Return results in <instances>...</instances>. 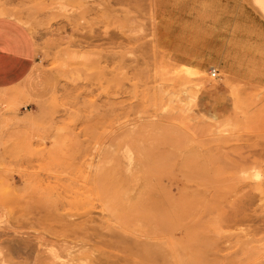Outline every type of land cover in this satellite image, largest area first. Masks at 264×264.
Instances as JSON below:
<instances>
[{"label": "rangeland", "instance_id": "1", "mask_svg": "<svg viewBox=\"0 0 264 264\" xmlns=\"http://www.w3.org/2000/svg\"><path fill=\"white\" fill-rule=\"evenodd\" d=\"M4 7L41 90L0 121V264H264L254 0Z\"/></svg>", "mask_w": 264, "mask_h": 264}, {"label": "crops", "instance_id": "2", "mask_svg": "<svg viewBox=\"0 0 264 264\" xmlns=\"http://www.w3.org/2000/svg\"><path fill=\"white\" fill-rule=\"evenodd\" d=\"M37 50L34 39L18 21L0 17V121L8 102L15 100L19 112L39 96L36 73Z\"/></svg>", "mask_w": 264, "mask_h": 264}, {"label": "bare ground", "instance_id": "3", "mask_svg": "<svg viewBox=\"0 0 264 264\" xmlns=\"http://www.w3.org/2000/svg\"><path fill=\"white\" fill-rule=\"evenodd\" d=\"M254 2L258 6V8H260V10L264 13V0H254ZM6 15L7 16L11 15V16L22 17V13H20L19 11L6 9L5 7L4 8H0V16H6Z\"/></svg>", "mask_w": 264, "mask_h": 264}, {"label": "built area", "instance_id": "4", "mask_svg": "<svg viewBox=\"0 0 264 264\" xmlns=\"http://www.w3.org/2000/svg\"><path fill=\"white\" fill-rule=\"evenodd\" d=\"M215 72V71H214Z\"/></svg>", "mask_w": 264, "mask_h": 264}]
</instances>
